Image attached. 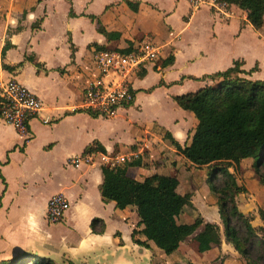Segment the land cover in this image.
<instances>
[{"label":"crops","instance_id":"0c3cea01","mask_svg":"<svg viewBox=\"0 0 264 264\" xmlns=\"http://www.w3.org/2000/svg\"><path fill=\"white\" fill-rule=\"evenodd\" d=\"M49 1L29 0L23 11H9L0 20V78H17L44 101L41 115L29 121L28 139L0 120V260L32 249L57 264L67 259L76 264H143V246L132 236L135 228L143 227L138 226L136 208L102 198L101 187L114 167L103 162L101 153L127 156L121 167L140 161L127 169L132 178L177 175L182 187L196 164L164 134L189 144L197 119L175 97L214 84L210 76L236 61L245 71L242 76L264 80V27L255 28L237 5L225 16L208 5L193 7L190 0H131L139 3L137 11L126 0H66L60 43L51 36L54 13L48 11ZM145 38L157 43L161 53L134 79V104L110 119L73 112L97 75V53L127 50ZM7 39L12 45L2 57ZM4 63L15 69H4ZM45 115L53 121L44 123ZM127 127L133 134H126ZM95 142L104 150L95 151L88 162L93 149H86ZM75 156L81 158L78 167L69 163ZM40 185L46 191L39 210L46 219L52 195L62 193L71 202L61 221L47 219L51 229L43 236L29 222L34 190ZM94 218L104 220L103 233L93 232ZM34 240L44 241L47 248L34 250ZM227 246L234 249L222 236L220 246L203 253L217 254Z\"/></svg>","mask_w":264,"mask_h":264},{"label":"trees","instance_id":"16d2710c","mask_svg":"<svg viewBox=\"0 0 264 264\" xmlns=\"http://www.w3.org/2000/svg\"><path fill=\"white\" fill-rule=\"evenodd\" d=\"M220 1L236 4L247 11L248 19L255 28L264 27V0ZM126 3L133 10H138V2L126 0ZM11 45L7 39L2 57ZM29 59L34 60L32 57ZM3 68L13 71L15 66L4 63ZM243 73L241 62L236 61L227 70L210 76L216 80L214 84L176 96L177 104L192 112L197 124L190 143L184 146L169 132L164 137L170 139L174 147L196 166L224 162L212 170L210 189L217 196L216 205L224 224L226 241L233 245L246 264H264V236L258 234L260 230L264 231V227H255L239 209L236 197L247 189L239 185L230 171L233 164L238 165L245 159L253 158L258 173L264 162V80H252L242 76ZM96 144L99 150H104L99 143ZM92 149L91 146L86 151ZM135 165H140V161L129 162L126 167H114L111 179L101 187V195L105 202L115 201L117 206L136 208L140 218L138 226L143 225L142 229L133 230L136 244L150 249L155 245L171 255L201 226L202 229L195 236L199 252L222 244L219 225L205 222L199 215L192 222L179 221L187 207L195 206L192 194L178 191L180 180L177 175L154 174L140 181L127 173L128 167ZM219 174L225 176L220 184L215 180ZM261 180L264 182L262 177ZM260 214L264 220V211L261 210ZM91 227L93 232L103 233L106 225L103 219L94 218ZM0 264L57 263L49 257L25 252L2 259ZM70 264L76 263L71 261Z\"/></svg>","mask_w":264,"mask_h":264},{"label":"built area","instance_id":"2783aa9c","mask_svg":"<svg viewBox=\"0 0 264 264\" xmlns=\"http://www.w3.org/2000/svg\"><path fill=\"white\" fill-rule=\"evenodd\" d=\"M193 7L208 5L220 14L231 15L234 3L220 0H190ZM161 47L151 38H145L134 44L129 50L106 48L96 55L97 75L87 85L80 107H72L73 112L84 111L106 119L116 117L120 110L129 108L136 99L134 79L148 65L156 61ZM0 120L15 127L28 139L29 121L39 117L44 110V101L21 83L17 78H0ZM44 123H51L49 115L42 116ZM93 151L86 157L92 162L93 153L99 151L98 145L92 144ZM102 152V151H99ZM103 162L112 167L127 162L125 155L110 156L101 153ZM81 158L75 156L69 163L78 167ZM121 167V166H120ZM71 208L70 200L62 193L49 198L47 219L51 223L61 221Z\"/></svg>","mask_w":264,"mask_h":264},{"label":"rangeland","instance_id":"374dc122","mask_svg":"<svg viewBox=\"0 0 264 264\" xmlns=\"http://www.w3.org/2000/svg\"><path fill=\"white\" fill-rule=\"evenodd\" d=\"M29 0H0V20L7 19V12L12 11H23L24 7L27 8ZM67 1L66 0H50L48 2V11L54 13V33L52 38L61 41V26L63 18L67 12ZM22 9V10H21ZM50 35V31H48ZM45 38V37H44ZM137 85V81L135 82ZM126 134H133L127 127ZM255 160L253 158L243 160L240 164H233L230 167V171L236 177L239 185L246 187V191L236 197L237 205L239 209L251 219L252 224L255 227H264V220L261 217L260 211H264V162L260 165L258 173L254 167ZM224 162H217L211 165L195 166L191 169L188 174L189 178L183 179L182 187H179V192H188L192 194V202L194 207H187L182 213L179 221L180 222H192L198 215L201 216L205 222H211L219 225L221 235L225 237L224 224L220 217L218 206L216 205L217 196L213 194L211 187L210 178L212 170L215 166L223 164ZM187 173V172H186ZM216 183H223L225 176L222 174L215 178ZM34 203L35 209L34 214H29V222H32L35 233L39 236L45 235L50 230L51 224L48 223L45 214L39 210L42 207V198L45 193L43 185L36 187ZM241 207V208H240ZM244 207V208H243ZM245 209V210H243ZM202 229L195 232L192 236L188 237L185 244L182 245L180 251L175 252L172 255H166L159 248H146L143 247V264H246V261L241 255L236 252L233 248L228 246L225 250H222L215 254L210 252L208 254L200 253L196 243V234ZM259 235L264 236V231L260 230ZM42 240H34V250L43 251L47 248V244ZM148 251H147V250ZM29 251H33L29 249ZM151 260V261H150ZM72 260H65L64 264H70ZM74 262V261H72ZM152 262V264H153ZM75 263V262H74Z\"/></svg>","mask_w":264,"mask_h":264},{"label":"water","instance_id":"95a60500","mask_svg":"<svg viewBox=\"0 0 264 264\" xmlns=\"http://www.w3.org/2000/svg\"><path fill=\"white\" fill-rule=\"evenodd\" d=\"M25 252H30V251H27V250H18L16 253H15V255L14 256H17V255H20V254H23V253H25ZM31 253V252H30Z\"/></svg>","mask_w":264,"mask_h":264}]
</instances>
